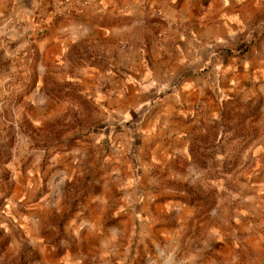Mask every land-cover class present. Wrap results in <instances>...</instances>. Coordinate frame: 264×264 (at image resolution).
<instances>
[{
  "label": "rangeland",
  "instance_id": "374dc122",
  "mask_svg": "<svg viewBox=\"0 0 264 264\" xmlns=\"http://www.w3.org/2000/svg\"><path fill=\"white\" fill-rule=\"evenodd\" d=\"M80 17L0 0V264H264V97L226 102L188 159L135 182L113 163L121 121L82 81L155 48L159 21L105 18L119 32L79 38ZM183 201L176 221L164 205Z\"/></svg>",
  "mask_w": 264,
  "mask_h": 264
},
{
  "label": "crops",
  "instance_id": "0c3cea01",
  "mask_svg": "<svg viewBox=\"0 0 264 264\" xmlns=\"http://www.w3.org/2000/svg\"><path fill=\"white\" fill-rule=\"evenodd\" d=\"M18 1L78 10L81 17L69 30L79 38L119 32L120 24H100L106 19L132 24L146 15L158 19L155 48H139L138 57L112 67L107 76L88 68L81 80L103 109L121 121L113 135L119 151L113 163L135 182H154L155 166L188 159L199 129L226 102L264 97V0ZM151 101L154 105L145 110ZM261 180L256 212L264 215V174ZM164 206L176 221L190 209L185 201ZM208 246L227 243L214 234ZM203 263L199 258L195 264Z\"/></svg>",
  "mask_w": 264,
  "mask_h": 264
}]
</instances>
